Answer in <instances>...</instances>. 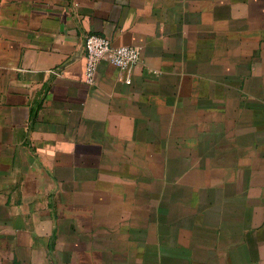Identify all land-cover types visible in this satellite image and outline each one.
I'll return each instance as SVG.
<instances>
[{"label":"crops","instance_id":"obj_1","mask_svg":"<svg viewBox=\"0 0 264 264\" xmlns=\"http://www.w3.org/2000/svg\"><path fill=\"white\" fill-rule=\"evenodd\" d=\"M0 264H264V0H0Z\"/></svg>","mask_w":264,"mask_h":264},{"label":"built area","instance_id":"obj_2","mask_svg":"<svg viewBox=\"0 0 264 264\" xmlns=\"http://www.w3.org/2000/svg\"><path fill=\"white\" fill-rule=\"evenodd\" d=\"M86 69L85 84L95 88L99 84V67L103 62L118 68L126 74L124 81L131 84V74L141 61V49L138 47H115L105 37L91 34L85 41Z\"/></svg>","mask_w":264,"mask_h":264}]
</instances>
